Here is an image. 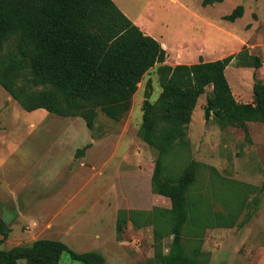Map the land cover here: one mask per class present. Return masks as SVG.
I'll list each match as a JSON object with an SVG mask.
<instances>
[{"label":"rangeland","instance_id":"374dc122","mask_svg":"<svg viewBox=\"0 0 264 264\" xmlns=\"http://www.w3.org/2000/svg\"><path fill=\"white\" fill-rule=\"evenodd\" d=\"M114 1L174 52L178 43L195 49L194 42L207 39L214 58L240 53L243 46L251 55L264 56V0L207 6L204 0ZM239 5L244 15L225 20ZM252 61L243 56L226 70L240 102L253 100L255 82L264 83V68L245 66ZM158 67L139 84L133 110L120 121L98 110L93 131L81 117L28 112L0 85V215L12 229L2 249L53 239L79 253L99 252L107 264L154 261L157 225L148 213L170 209L171 201L153 188L158 152L139 134L145 99L155 103L162 92ZM211 91L209 86L199 98L187 145L177 143L166 156L165 175L175 177L193 160L200 162L194 183L199 207L209 216L235 213L238 221L231 228H206L202 237L185 230L184 243L190 254L200 246V259L207 264H264V124L248 123L247 137L242 129L207 121L204 108ZM133 212L143 225L130 220ZM249 215L250 221L240 225ZM161 236L167 252L172 236ZM60 264L83 263L64 253Z\"/></svg>","mask_w":264,"mask_h":264},{"label":"trees","instance_id":"16d2710c","mask_svg":"<svg viewBox=\"0 0 264 264\" xmlns=\"http://www.w3.org/2000/svg\"><path fill=\"white\" fill-rule=\"evenodd\" d=\"M223 1L204 0L203 5ZM244 12L239 5L224 19L234 22ZM243 56L253 60L246 67H262V59L247 52L246 46L240 53L215 61L169 65L161 43L145 34L113 0H0V85L28 112L42 109L81 117L93 131L98 110L111 120H122L132 109L144 76L159 65L162 92L155 103L145 99L139 135L158 152L152 185L157 194L170 199L171 208L148 213L155 216L152 223L157 225L155 258L149 264H207L200 259V246L189 253L184 231L202 237L206 228L237 224L235 213L209 216L199 207L201 198L194 193V183L200 162L193 160L173 177L165 175V158L177 143L187 145L192 116L209 86L212 91L204 108L207 121L213 119L221 128L242 129L247 137L248 123L264 124V83L255 82L252 102H240L226 76L228 66ZM136 214L130 220L143 225ZM249 221L250 215L240 225ZM11 232L0 215V264H60L64 253L83 264H107L99 252L79 253L53 239L4 250L1 245ZM161 235L172 236L167 252L162 249Z\"/></svg>","mask_w":264,"mask_h":264},{"label":"crops","instance_id":"0c3cea01","mask_svg":"<svg viewBox=\"0 0 264 264\" xmlns=\"http://www.w3.org/2000/svg\"><path fill=\"white\" fill-rule=\"evenodd\" d=\"M173 1H176V0H173ZM135 24H137V23H135ZM142 30L146 32V33L144 32L145 34L149 33L148 31L145 30V28H143ZM150 36H152V35H150ZM152 37H154L156 40H158L161 43V45L163 46V48L166 49V51L168 53V58H167L166 63L169 65L195 64V63H199L201 60H203L205 62H209V61H215V60L222 59V58H225L227 56L235 54V53H233L234 52V50H233V51L229 52L226 56H219V57L214 58V56L211 52L212 44H211V42L208 43L207 39H203V40H200L198 42H194V45H196L195 49L189 48L190 45L186 42H185V44L178 43V45H177L178 51L174 52L170 49V46L165 41H163V40H161L155 36H152ZM238 48H239V46L238 47L236 46L235 50H237ZM263 58H264V56H263ZM263 58H262L263 65L261 68H264V59ZM136 94H135V96H136ZM135 96H134V98H135ZM134 98H133V103H134ZM250 102H252V100ZM133 103H132V110H133Z\"/></svg>","mask_w":264,"mask_h":264}]
</instances>
